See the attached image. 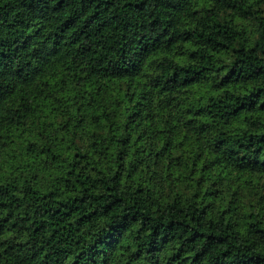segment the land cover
<instances>
[{
	"label": "trees",
	"instance_id": "16d2710c",
	"mask_svg": "<svg viewBox=\"0 0 264 264\" xmlns=\"http://www.w3.org/2000/svg\"><path fill=\"white\" fill-rule=\"evenodd\" d=\"M0 264H264V0H0Z\"/></svg>",
	"mask_w": 264,
	"mask_h": 264
}]
</instances>
